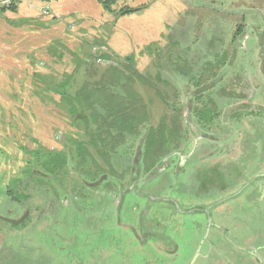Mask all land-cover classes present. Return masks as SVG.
Returning a JSON list of instances; mask_svg holds the SVG:
<instances>
[{"label": "rangeland", "instance_id": "obj_1", "mask_svg": "<svg viewBox=\"0 0 264 264\" xmlns=\"http://www.w3.org/2000/svg\"><path fill=\"white\" fill-rule=\"evenodd\" d=\"M120 3L121 1L115 8L125 6ZM180 5L190 7L188 4ZM216 7H226L232 10L228 11L229 14H239L241 17L229 16L228 13L221 16ZM239 8H243L242 11L236 12ZM146 18L148 19L144 25L134 22L124 28L125 24H117L118 21H115L118 19L115 20L112 15L113 23L118 27H114V24L92 27L95 33L89 34V37L95 41L108 42L110 36L118 34V38L115 36V40L111 42L117 58L135 55L134 68L142 81H135L134 88L141 96L142 105L149 112L148 130L157 129L161 120L165 126L168 122L171 123L174 117L171 108L178 104L181 116L178 131L172 129L169 133L171 137L176 134L175 139L178 133L179 146L176 151L179 155L184 151H192L193 131L190 123L185 121L184 106H190L186 102L187 96L189 95L190 101L194 95L197 97L194 103L191 102L194 112L200 111L201 105H206L202 129L209 135L203 141L206 144L204 148L200 152L196 150L176 174L166 171L143 185L140 191H146V194L154 198L156 195L163 196L164 199L179 204L181 208H188L192 201L199 202L204 188L207 196H212V203H217L219 198H234L222 202L220 207H212V218L221 227L222 235L224 234L209 235L208 239L215 238V245H220L213 254V260L223 258L230 264H264V250H258L264 244V203L255 205V208L249 206L247 191H242V184L253 180V175L264 166V54L260 55L264 48V0H205L202 3L196 0L194 10L182 11L178 17L166 16L165 29L160 15L149 14L143 20ZM242 22L246 25L236 26ZM234 25V30L238 26L242 27L243 36L240 35L239 41L245 44L247 62L251 65H245L239 71L235 64L222 82L221 79L220 83L199 93L194 90L191 92L194 85H201L200 88L209 85L214 80L212 74L217 70L219 73L231 58H235L237 45L231 48L229 43L231 36L233 37L231 29ZM255 25L261 27L263 33L257 32ZM252 30L258 34L244 39L246 33ZM71 35H67L69 45L75 42L73 38L77 36ZM173 45L176 49L171 53L169 49ZM74 47L70 46V49L76 51ZM89 47L86 45L84 50L89 51ZM145 48L151 50L147 51ZM99 51L111 52L108 46H93V53ZM173 55L178 58H173ZM169 58L171 61H168ZM62 61V65L50 68L57 70L53 76L55 78L73 70L68 54L64 55ZM42 66L43 63L38 64V67ZM158 74L168 85L156 82L155 76ZM81 76L83 72L78 77L79 80ZM33 78L36 79L35 76ZM148 86L155 89H148ZM36 89L31 92L33 103L22 99L31 108L29 114L20 115L24 124L18 135L21 138L18 140L20 144L14 147V151L10 144L4 145V158L0 153V197L3 195L0 198V216L16 220L24 211H29L27 221L21 225L9 224L0 218V264H194L196 252H193V248L196 244L200 246L205 236L201 238L203 230L198 227L203 225L201 222L204 223L203 216L183 217L178 223L180 213H175L165 202L153 200L148 203L144 198L139 199L132 194L123 199L120 207L112 209V203L118 205L120 196L130 185L132 174L128 177V173L130 167H133L134 158L140 157L135 155L140 139L129 144L127 155L124 152L114 155L110 166L94 156L98 168L105 171L93 173L79 167L76 174L73 167L68 165L65 176L61 178L63 189L56 183L55 177L41 182L36 176L30 178L29 173L23 174L26 164L22 165L21 161L29 159L28 151L23 150L33 149L35 141L47 150L66 151L70 146L69 139L86 140L78 138L83 133L82 126L72 128L69 114L61 105L50 101L39 102L36 97L39 90ZM12 100L17 99H5L8 104ZM236 102L239 107H247L239 108L237 113H225V107L230 108ZM223 114L226 115L223 117ZM193 117L197 118L199 115ZM247 117L252 119L250 123L246 122ZM32 120H35L34 132L31 130ZM11 121L8 122L9 127L20 126L11 124ZM12 133H15V129H10L11 142L14 140ZM248 138L253 142L248 141ZM242 147L246 153L242 160H238L240 165L225 166V163L236 157ZM18 149H21L20 152H17ZM219 153L223 155L221 158H218ZM201 157L208 159L205 163H200ZM31 163L32 171L40 170L34 166L33 160ZM111 166L114 172L107 171L106 168ZM140 167L138 179L141 180L144 174ZM105 173L108 176L102 179L100 175ZM243 174L247 178L240 182ZM16 178L23 179L20 190L30 188L33 189V194L36 193V196L31 195L27 201L21 202L18 209L6 196L7 189L15 188L11 179ZM43 187H50L53 191L52 195H47L49 201H45L48 191H42ZM195 191H201L200 196L195 195ZM70 192H73V196ZM39 207L43 208V212L35 211ZM171 217L177 218L172 222ZM143 231L148 232L146 243L141 239ZM214 231L212 228V233ZM207 245L205 242L203 252ZM156 248H164L173 254L166 256ZM253 251L258 253L254 254ZM200 261L199 259L197 264ZM214 264L227 262L215 261Z\"/></svg>", "mask_w": 264, "mask_h": 264}, {"label": "trees", "instance_id": "obj_2", "mask_svg": "<svg viewBox=\"0 0 264 264\" xmlns=\"http://www.w3.org/2000/svg\"><path fill=\"white\" fill-rule=\"evenodd\" d=\"M96 1L102 6L104 12L112 14L115 20L139 14L148 8V5L138 7L125 5L115 8L121 0ZM15 5L16 2H13L8 8L3 7L2 12L14 11ZM241 33L242 27L238 26L233 39ZM79 34L72 45H67L63 39L55 40L49 46L47 56L42 58L43 66L35 67L36 79L33 78V84L36 88L38 87L39 92L36 97L39 102L50 101L58 106L61 105L69 114L70 126L72 128L76 125L82 126L83 133L78 138L86 139L85 141L69 139L70 146L67 144L66 151L44 149L37 141L33 149H24L23 152L28 151L31 160L21 161L22 165L26 164L23 174L29 173L30 178L36 176L41 182L49 181L51 177H55L58 181L62 180L68 165L73 167L76 174L79 167L88 172H101L104 169L98 168L94 156L110 166L114 155L123 152L126 155L129 144L132 145L145 132H147L146 148L153 147L158 137L165 140L164 130L156 131L147 128L149 112L142 105L141 96L134 88L135 81H142L140 74L134 68L135 55L117 58L114 53L107 51L93 53V46L106 48L104 40L95 41L93 39V41L86 32ZM86 45L90 46L89 51L84 50ZM70 46L72 48L75 46L77 50L72 51ZM173 49H176L174 45L169 49L171 53ZM145 50L150 51L151 49L145 48ZM65 54L70 56V65L73 70L70 73L63 71L60 77L55 78L53 76L57 70L55 68L50 70V68L62 65ZM173 58H178V56L173 55ZM218 71L212 74L213 77L218 74ZM81 72L83 76L79 80ZM150 89L153 88L150 87ZM32 160L34 166L39 167L40 170L33 169L32 171ZM11 182L15 188L7 189L6 196L12 202L20 204L31 197L28 189L20 190L23 179H11Z\"/></svg>", "mask_w": 264, "mask_h": 264}, {"label": "crops", "instance_id": "obj_3", "mask_svg": "<svg viewBox=\"0 0 264 264\" xmlns=\"http://www.w3.org/2000/svg\"><path fill=\"white\" fill-rule=\"evenodd\" d=\"M199 1L202 3L205 0ZM120 4H124L129 7L148 5V8L142 11L143 13L140 12L139 14L122 17L115 21H118L117 24L124 23V28H127L130 23L134 22L144 25L148 19L146 18L143 20L146 16L149 14H156V16L160 15L163 18L162 24L165 29L164 25L167 23L165 21L166 16L178 17L182 11H186L188 9L194 10L196 7V0H121ZM180 4H188L190 7H185ZM42 6V3L38 1L18 0L16 1L14 11L6 10L2 12L3 7L0 5V153H2L3 158L5 154L3 148L4 145L10 144L12 150L14 151V147H17L20 144L18 140H21V138L18 135L19 132L21 133V126H24L20 115L25 113L29 114V110L31 108V105L25 104V102H22V99H26L27 101H30V103H33V94L31 92L34 91V88L36 89L35 85L32 83V78L36 70L35 67H37L38 64L43 63L42 58L43 56H47L49 46L58 39H63L67 42L66 44L69 45L70 43L67 35L72 36L71 34L78 35L79 33L81 34L85 32L90 35H94L95 32L92 27L102 24L109 26L110 24L113 25L115 23H113L112 15L104 12L96 0H56L50 5L48 11L40 10ZM216 8L218 12H220L221 16H226L225 13H228L229 16L237 15L241 17L239 14H229L228 11L232 10L226 9V7L225 9L224 7ZM242 9L243 8H239L236 12H241ZM48 13L50 14L48 15ZM117 24H114V27H118ZM237 25L244 26L246 24L245 22H242L236 24V26ZM254 27L257 32L263 33V29H261V27L256 25ZM234 28L235 25L231 29L232 35L235 31ZM255 34L257 35L258 33L253 30L248 31L244 39L249 37L252 38ZM117 35L118 34L115 35L116 38H118ZM115 36H110L108 42H105L111 53H114V55H116L115 49L111 42L115 40ZM73 41H75V36ZM229 43H232V36ZM223 49H225V47ZM225 53L227 54V51H225ZM263 54L264 48L260 55ZM244 62L246 64H243ZM235 64L238 65L239 71L243 70L241 67L251 65L247 62V52L243 42H241L238 47L231 69H233V65ZM6 98L17 100H12V103L8 104L5 101ZM226 110L227 111L225 113H237L234 109L233 111L230 108H227ZM225 115L223 114V117ZM11 120L18 121L15 123L20 126L18 128L16 127L17 129L9 127L8 122ZM251 120L252 119L250 117H247L246 122L250 123ZM31 122V130L34 132L35 120H32ZM12 123L14 122L11 121V124ZM10 129H15L16 133H12L14 136V138H12L14 139L12 142L10 141L9 135ZM250 129V132H252L253 128L251 127ZM247 140L251 143L253 142L249 138ZM17 152H20L19 149ZM17 152L16 154H19ZM245 153L246 151L242 147V150L237 153L235 159L242 160V158L245 157ZM234 163L235 161L233 157L232 160L225 163V166L236 165V163ZM237 165H240V161H237ZM263 174L264 166L259 169L255 175H253L254 180L251 181L249 179L250 181H245V183L242 184V191H247V204L254 208L255 205L264 203V191H262L261 187L263 182H258L260 178L264 181V177L262 176ZM257 176L259 179L255 178ZM245 178H247V176L243 174L242 181ZM1 183L5 184L4 181H1ZM202 191L203 196L200 201L210 204L213 198L207 196L205 188L202 189ZM195 192V195L200 196L201 191ZM2 196L0 198H2ZM231 199L234 198H219L216 202L218 203L222 200V202L225 203ZM193 202L195 201H192L191 203ZM181 218L183 217L179 218L178 223L181 222ZM219 233H215V235L219 236ZM215 242V238L209 239L204 252L203 246L200 245L198 252L196 251L194 257V264H197L199 259L201 260L199 264H214L215 261L227 262V264H230V262L223 258L213 260L214 252H216L217 248H220V245L217 243L215 245ZM210 245L214 246L210 247ZM260 249H262L263 252L264 244L258 247L259 251ZM255 253L258 252L255 251L254 254ZM259 257L261 258V255Z\"/></svg>", "mask_w": 264, "mask_h": 264}, {"label": "flooded vegetation", "instance_id": "obj_4", "mask_svg": "<svg viewBox=\"0 0 264 264\" xmlns=\"http://www.w3.org/2000/svg\"><path fill=\"white\" fill-rule=\"evenodd\" d=\"M239 37L240 36L236 37L235 39H233V37H232L231 47L234 46V45H237V46L240 45L241 41H239V42L237 41V39ZM237 46H236V53H237V50H238ZM235 56H236V54H234V57ZM234 59L235 58H233V62H234ZM165 61H167V60H165ZM168 61H171V59H168ZM170 65L173 66L175 64L174 63H170ZM213 78H215V77H213ZM155 79H156V82H160L162 84H167L168 85L167 81L163 80L161 78V75H159V74L155 76ZM205 79H207V78H205ZM200 80L201 79H199V82H200ZM222 81H223V79L220 82H222ZM205 85H206V83H205ZM200 86L199 85H196V86L194 85L191 88V92L193 90L195 92V90L200 88ZM150 87L155 89L153 86H150ZM147 88L150 89L149 86ZM245 89H247V88H245ZM241 90L242 91L244 90V86L241 88ZM188 96H187L186 102L190 103V106H184V108L186 110L185 121H188L190 123V127L192 128V131H193V139L192 140H193L194 143L191 144L192 151H187V152L184 151L183 154L179 155V152L176 151V150H178L177 146H179V140L177 141V139L179 138L178 137V133H177V138L176 139H175V137H176L175 135L176 134H173L174 136L171 137V134L169 133V132H171L172 129H174V130L178 129L179 120L181 118V116L179 115V112H178V111H180V107H179L178 104H176L175 107L171 108V113L174 116L172 122L171 123L168 122V124L165 126V124L163 125L161 123V122H163V120H161V122H160L159 126L157 127V129L156 128H152V129H155L156 131L157 130H159V131H163L164 130L163 137H164L165 140H163L161 137L160 138L158 137L157 140L154 141L155 144L153 145V147L146 148L145 143H146V138H147V132L145 134L143 133L142 136H144V138H143V143H142V147H141V154L139 155L140 157L139 158L137 157L138 159L134 158L133 167H130L131 169L129 170V173H128V175H129L128 177H130V174H132V176L130 178V185H129L128 189L125 192H123V194L120 196V201H119L118 205H113V203H112V209L120 207L119 205L122 204L123 199L125 200L127 195L132 194V195H136V197L139 198V199L144 198L148 203H151V201H153V200L158 201V202H160V201L161 202H165L166 204H168V206L171 209L174 210L175 213H178V212L180 213L178 217L188 218L190 216H193V217H195V216H203L204 217V223L201 222L203 225H200L198 227H202V230H203V232L201 234V238L205 235L204 239L201 242V245L204 248L205 242L207 244V242L209 241L208 238H209L210 234H214L215 235V233L220 232L219 235H222L221 227L218 226L219 224L217 225L215 220L212 218V209H213L212 207H214V206L215 207L222 206L223 205L222 204V200H220L218 203H212L213 202V200H212V202L210 204H206V203L200 201L201 200V198H200L199 202H196V203L193 202L192 205L189 206L191 208H189V207L188 208H181L179 206V204H176L174 201H172L170 199H164L163 196H159V195L157 196L156 195V197L154 198V197L150 196L149 194H146L147 193L146 191H144V190H142L144 192L140 191V188H143V185H146L147 183H149L150 181L156 179L160 175H163L166 171H172L173 175L176 174L181 169L182 164H184V162L186 160H189L191 158V155H193V153H195L196 150H198V152H200L204 148V146L206 145V144L205 145L203 144V141L206 140V138L208 137L209 134H207L206 131L204 132L203 129H202L203 121L205 120V116H203V114H204V109H206V105H201L202 109L200 111L198 110L197 112H194V108H193V105H191V102L194 103V100L197 97H194V95H192L191 96L192 98L190 99V101H188ZM198 103L201 104L202 102H198ZM234 104H236V105L231 106L230 109L239 110V108H243L244 109V108L247 107V106H242V105H241V107H239L237 105V102L234 103ZM165 107H167V106H165ZM227 108H229V107L226 106L225 109H227ZM198 115H199V117H197V118L193 117V116H198ZM167 133H169V134L167 135ZM170 138H172V139H170ZM184 145H186V144H184ZM193 147H195V148L193 149ZM126 155H127V153H126ZM135 155H136V151H135ZM222 156L223 155L220 154L218 156V158H221ZM207 159L208 158H202V160H200L199 162L201 163V161H202V163H205L207 161ZM234 161L236 163V166H238L237 165V161L238 160L234 158ZM136 167H137V172H136ZM139 167L141 168V171L144 174V178H142L141 180L138 179V175L140 174L139 169H138ZM108 170H111L112 172H114V170L112 169V166L107 168V171ZM100 176H102V179H105L108 175L105 173V174L100 175ZM255 178L259 179L258 176L255 177ZM49 180H51V178ZM259 181L263 182L262 184H264V181L261 178L258 180V182ZM81 182H85V181L81 180ZM240 182H242V181H240ZM56 183L59 185L60 188H62V189L64 188L63 187V180H59V181L56 180ZM262 184H261V186H262ZM28 190H29L30 195H35L36 196V193L33 194L34 193L33 189L28 188ZM41 190L42 191H48V192H46L45 201H49L48 200L49 197L47 195H48V193H49V195L53 194L52 189L50 187H43ZM205 190H206V188H205ZM40 192H38V194ZM67 193H69V192H67ZM72 193L73 192H70V195L73 196ZM261 193H262V191H261ZM54 195H56V194L54 193ZM208 196L212 197V196H210V194ZM113 201L114 200H112V202ZM71 203H73V202H70V204ZM15 204H16L17 209H18L20 207V204H17V203H15ZM204 204H206V205H204ZM42 210H43L42 207H39L38 209L37 208L35 209L36 212H43ZM28 212H29L28 210L24 211L23 215L19 219H16V220L7 219V218L1 217V216H0V218L6 223H9V221L17 222V221L20 220L22 222H20L19 224H16V225H21L22 223L27 221ZM171 218H172V222H174V219L177 218V217H171ZM9 224H11V223H9ZM172 225H173V223H172ZM212 228L215 229V231L213 233H212ZM206 229H208V230H207V233L205 234ZM143 233H144V235L141 237V239H143V242L146 243V239L148 238V235H147L148 232L146 233V232L143 231ZM199 247L200 246L196 245L195 248H193V252H196V251L198 252ZM156 250L159 253L165 254L166 256L173 254V253H168L169 251L165 250L164 248H158V249L156 248Z\"/></svg>", "mask_w": 264, "mask_h": 264}, {"label": "water", "instance_id": "obj_5", "mask_svg": "<svg viewBox=\"0 0 264 264\" xmlns=\"http://www.w3.org/2000/svg\"><path fill=\"white\" fill-rule=\"evenodd\" d=\"M243 36V34L241 35V37ZM241 37H239L238 39H237V41H239L240 40V38ZM236 44V43H235ZM232 63H233V58H231L230 59V61H229V63L225 66V68L223 69V70H221L219 73H218V75L214 78V80L209 84V85H206L205 87H203V88H199V89H197L195 92L196 93H199V92H201V91H203V90H208V89H210L213 85H215L216 83H218L228 72H229V70H230V68H231V65H232ZM143 138H144V136H142L141 138H140V141H139V143H138V148H137V152H136V155H140L141 154V147H142V143H143ZM263 177H264V174L262 175ZM262 191H264V184H262ZM123 199V198H122ZM20 222H22V221H17V222H13V221H9V223H11V224H19ZM195 260V259H194Z\"/></svg>", "mask_w": 264, "mask_h": 264}, {"label": "built area", "instance_id": "obj_6", "mask_svg": "<svg viewBox=\"0 0 264 264\" xmlns=\"http://www.w3.org/2000/svg\"><path fill=\"white\" fill-rule=\"evenodd\" d=\"M18 0H1L0 1V5L2 7H6L8 8L11 3L16 2ZM34 1H38L40 3H42V8L40 10H45L48 11V9L50 8V5L55 1V0H34Z\"/></svg>", "mask_w": 264, "mask_h": 264}, {"label": "bare ground", "instance_id": "obj_7", "mask_svg": "<svg viewBox=\"0 0 264 264\" xmlns=\"http://www.w3.org/2000/svg\"><path fill=\"white\" fill-rule=\"evenodd\" d=\"M147 130V129H146Z\"/></svg>", "mask_w": 264, "mask_h": 264}]
</instances>
